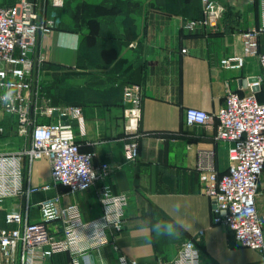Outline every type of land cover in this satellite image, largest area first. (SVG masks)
<instances>
[{
  "label": "crops",
  "instance_id": "obj_1",
  "mask_svg": "<svg viewBox=\"0 0 264 264\" xmlns=\"http://www.w3.org/2000/svg\"><path fill=\"white\" fill-rule=\"evenodd\" d=\"M218 1L227 7L220 28L190 30L184 20L201 14L202 0H66L60 28L39 34L35 51L47 58L36 74L40 101L60 112L80 105L82 120L70 117L66 132L82 150L95 153L96 164L106 161L112 169L95 185L70 191L53 182L47 159L26 160L25 184L49 185L30 193L31 218H39L40 200L57 194L62 205L77 204L85 220L101 215L103 186L128 197L122 228L80 264H119L121 253L140 264L170 259L185 241L200 250L202 264H257L264 258V250L240 245L226 225L214 221L211 200L201 191L195 166L200 147H215L220 173L228 166L227 143L215 138L217 119L208 125L185 122L186 107L215 112L230 90L264 96V81L253 89L248 80L261 76L257 56L238 69L221 65L222 57L242 52L241 32L260 25V0ZM128 83L144 89L140 154L134 161L126 160L123 149ZM56 112L43 120L60 119ZM24 145L15 136H0V152ZM258 189L257 206L264 214V174ZM0 225L7 226L3 209ZM48 229L55 243L45 264H73L62 222H51ZM12 264H20L19 256Z\"/></svg>",
  "mask_w": 264,
  "mask_h": 264
},
{
  "label": "built area",
  "instance_id": "obj_2",
  "mask_svg": "<svg viewBox=\"0 0 264 264\" xmlns=\"http://www.w3.org/2000/svg\"><path fill=\"white\" fill-rule=\"evenodd\" d=\"M66 0H14L0 4V108L18 125L21 134H30L31 142L17 150L0 152V209L4 210L7 226L0 225V264H12L19 256L20 264H45L52 255L55 237L48 224L60 220L64 238L73 264L81 257L111 241V232L120 230L128 203L126 193H114L107 185L102 187V213L85 220L75 203L61 204L59 194L46 197L37 204L39 218H31L30 193L48 188L44 185H26L25 161L32 164L39 159L50 163L53 182L66 185L70 191L87 189L111 173V165L95 163L93 151L82 150L67 124L50 118L55 111L82 120L80 105L59 108L40 101L37 82L38 67L47 58L36 52L39 34H52L62 20L51 13L65 5ZM227 7L218 0H202L201 14L186 18V29L218 30ZM261 23L241 32L243 50L221 59L227 69L243 67L247 57L257 56L261 76L251 82L261 87L264 81V0H260ZM263 37V49L261 38ZM144 89L140 83H128L124 89L126 138L124 156L128 161L139 157L140 123ZM217 119L216 140L227 143L228 166L219 172L213 145L197 150L196 169L199 171L201 191L213 205L214 221L227 226L234 239L243 246L264 250V214L257 206V194L264 174V101L256 92L241 94L230 90L224 104L215 112L206 108L188 106L185 109L187 125H208ZM2 127L0 126V131ZM9 199L10 202L5 204ZM119 225L116 227L115 225ZM119 264H140L138 259L121 253ZM92 263V262H91ZM97 264V263H93ZM100 264H104L101 260ZM147 264H202L200 250L185 241L170 259H157ZM257 264H264V258Z\"/></svg>",
  "mask_w": 264,
  "mask_h": 264
},
{
  "label": "rangeland",
  "instance_id": "obj_3",
  "mask_svg": "<svg viewBox=\"0 0 264 264\" xmlns=\"http://www.w3.org/2000/svg\"><path fill=\"white\" fill-rule=\"evenodd\" d=\"M14 0H1L0 3H10ZM64 6L60 9H56L55 12L51 13L57 20L62 18V12H63ZM259 98H263L264 96H259ZM0 126L2 127V130L0 131V136H6V135H12L15 136L17 140L20 141V143L27 145L29 142V133L28 134H21L18 130L17 123L15 121H12L10 117H8L0 108ZM63 231L61 229V235H63Z\"/></svg>",
  "mask_w": 264,
  "mask_h": 264
},
{
  "label": "water",
  "instance_id": "obj_4",
  "mask_svg": "<svg viewBox=\"0 0 264 264\" xmlns=\"http://www.w3.org/2000/svg\"><path fill=\"white\" fill-rule=\"evenodd\" d=\"M258 78H259L258 76L254 75V76L249 77L248 80L251 81V82H255V81L258 80ZM257 88H258L257 85H255L253 87V89H257ZM56 114H58V112H56ZM59 116H60L61 122L63 124H68L69 123V115L68 114H60Z\"/></svg>",
  "mask_w": 264,
  "mask_h": 264
},
{
  "label": "trees",
  "instance_id": "obj_5",
  "mask_svg": "<svg viewBox=\"0 0 264 264\" xmlns=\"http://www.w3.org/2000/svg\"><path fill=\"white\" fill-rule=\"evenodd\" d=\"M13 2H14V1H13ZM13 2H10V3H8V4H11V3H13ZM64 6H65V5H64ZM62 21H63V20L60 21L58 28H60V26H61V24H62Z\"/></svg>",
  "mask_w": 264,
  "mask_h": 264
},
{
  "label": "clouds",
  "instance_id": "obj_6",
  "mask_svg": "<svg viewBox=\"0 0 264 264\" xmlns=\"http://www.w3.org/2000/svg\"><path fill=\"white\" fill-rule=\"evenodd\" d=\"M116 227H119V225L117 224V225H115Z\"/></svg>",
  "mask_w": 264,
  "mask_h": 264
}]
</instances>
